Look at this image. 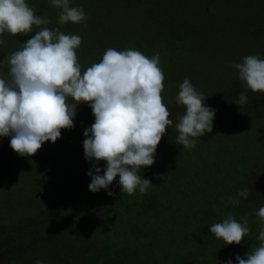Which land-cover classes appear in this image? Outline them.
<instances>
[{"label":"trees","instance_id":"1","mask_svg":"<svg viewBox=\"0 0 264 264\" xmlns=\"http://www.w3.org/2000/svg\"><path fill=\"white\" fill-rule=\"evenodd\" d=\"M26 2L51 23L26 35L11 34L9 53L16 41L22 49L42 27L82 38L76 50L82 73L108 48L139 50L148 58L158 52L163 103L173 125L153 165L139 171L152 182L146 194H123L119 176L108 189L92 192L88 172L95 174V161L85 157L83 133L95 117L87 103L77 105L88 117L68 140L57 139L51 161L38 156L40 172L2 171L0 264H238L237 255L246 259L261 243L256 213L264 196L254 184L264 173V92L247 89L233 64L248 55L264 56V0H70L87 19L63 25L61 9L50 0ZM185 78L216 110L212 132L194 138L192 149L175 143V123L185 111L175 98ZM242 92L248 102L238 106L234 101ZM98 166L103 175L106 162ZM245 188L246 199L238 196ZM228 196L240 203H229ZM228 215L240 223L248 218L249 233L239 245H225L210 232Z\"/></svg>","mask_w":264,"mask_h":264},{"label":"clouds","instance_id":"2","mask_svg":"<svg viewBox=\"0 0 264 264\" xmlns=\"http://www.w3.org/2000/svg\"><path fill=\"white\" fill-rule=\"evenodd\" d=\"M50 3L61 9V25L87 19L82 7H70V0ZM49 23L48 18L36 15L26 0H0V35H26L33 32L34 26ZM81 43L79 35L42 27L23 43L22 49L0 60V65L8 66L7 77L0 76V137L10 136V147L18 155L33 156L45 142L55 143L62 129H71L77 105L87 103L95 117L83 133L85 157L95 161V174L88 172L89 190L108 189L119 176L123 194L131 196L138 190L144 195L152 182L142 178L139 171L153 165L157 147L173 125L171 113L163 103L165 76L159 66L160 54L148 58L139 50L108 48L100 62L82 73L76 53ZM233 67L247 89L264 92V59L248 55ZM179 89L176 104L185 111L175 123V143L192 149L196 146L194 138L212 132L216 110L205 105L207 96L188 78ZM69 98L74 102H69ZM247 102L248 96L243 92L234 101L238 106ZM100 161L106 162L103 175ZM107 194L114 196L115 192ZM238 196L246 199L249 190H240ZM227 199L233 205L240 203L232 196ZM256 215L261 224L260 246L245 253L246 259L237 255L238 264H264V206ZM241 219L243 223L228 215L222 223L212 224L210 232L225 245H239L249 233L247 216ZM224 264H232V260Z\"/></svg>","mask_w":264,"mask_h":264},{"label":"rangeland","instance_id":"3","mask_svg":"<svg viewBox=\"0 0 264 264\" xmlns=\"http://www.w3.org/2000/svg\"><path fill=\"white\" fill-rule=\"evenodd\" d=\"M11 37V34L5 32L4 34L0 35V40H3L4 43L0 44V60H3L6 56L11 55V52L7 51L5 47H7V44H9V39ZM13 40V38H12ZM95 41V39H93ZM11 43H15L14 40ZM20 42L16 41L17 48H19ZM19 44V45H18ZM14 48L12 50L17 51L18 49ZM20 49V48H19ZM264 51V48L261 50V52ZM259 51V53H261ZM258 57L261 59H264L263 54H260ZM8 74V67L5 65H0V76L7 77ZM74 102V101H70ZM88 116L84 113L79 111L78 107L76 109V116L73 118L74 126L71 129H62L61 130V137L60 140L66 141L69 139V137L74 134L75 127L80 125ZM68 138V139H67ZM10 136L3 137V141L0 143V176L2 175V171L9 173L10 170H13L12 173L17 175V169H19V172H22L23 174H29V176H32L34 172H40V170H37L39 167L37 165L38 156L39 157H50V161L54 156L53 149L56 151L55 143L51 141L45 142L42 147L38 150V152L33 156H20L18 153H16L11 147H10ZM1 141V140H0ZM5 141H9L8 145H5ZM36 158V159H35ZM37 161V162H35ZM11 172V171H10ZM224 257V256H223ZM226 258V257H225Z\"/></svg>","mask_w":264,"mask_h":264},{"label":"water","instance_id":"4","mask_svg":"<svg viewBox=\"0 0 264 264\" xmlns=\"http://www.w3.org/2000/svg\"><path fill=\"white\" fill-rule=\"evenodd\" d=\"M254 188L257 192L264 196V173L259 175L255 181Z\"/></svg>","mask_w":264,"mask_h":264},{"label":"flooded vegetation","instance_id":"5","mask_svg":"<svg viewBox=\"0 0 264 264\" xmlns=\"http://www.w3.org/2000/svg\"><path fill=\"white\" fill-rule=\"evenodd\" d=\"M224 260V259H223ZM220 262V261H219ZM219 262H217L216 264H219Z\"/></svg>","mask_w":264,"mask_h":264}]
</instances>
